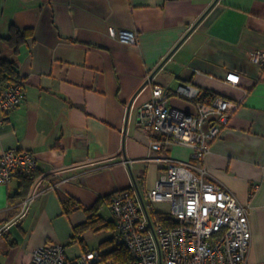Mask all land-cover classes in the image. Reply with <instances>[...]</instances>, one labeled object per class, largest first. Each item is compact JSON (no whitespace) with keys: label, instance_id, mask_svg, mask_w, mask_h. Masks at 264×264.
Here are the masks:
<instances>
[{"label":"crops","instance_id":"1","mask_svg":"<svg viewBox=\"0 0 264 264\" xmlns=\"http://www.w3.org/2000/svg\"><path fill=\"white\" fill-rule=\"evenodd\" d=\"M12 24L32 34L18 52L0 41L26 94L0 126V155L30 151L38 165L0 184V264H28L46 242L67 245L85 208L134 184L155 186L165 154L192 160L190 147L150 146L142 107L156 85L186 113L211 95L238 104L206 167L249 207V260L264 264V65L250 57L264 50V0H0V39ZM111 27L134 31L137 42L111 36ZM231 71L239 84L226 80ZM181 85L210 95L191 102ZM99 213L112 219L109 203Z\"/></svg>","mask_w":264,"mask_h":264},{"label":"built area","instance_id":"2","mask_svg":"<svg viewBox=\"0 0 264 264\" xmlns=\"http://www.w3.org/2000/svg\"><path fill=\"white\" fill-rule=\"evenodd\" d=\"M110 35L136 43L129 29L110 28ZM253 61L264 65V50L251 52ZM235 71L226 80L239 84ZM179 94L195 102L200 89L181 85ZM22 79L0 91V126L5 117L25 99ZM195 113H186L170 104L161 85L142 107L143 130L150 146L164 151L174 145L192 149V160L181 161L167 154L160 158L163 168L155 186L136 184L114 193L109 207L115 226L114 244L125 247L130 262L123 263L96 247L71 257L65 244L46 242L37 247L28 264H263L249 260L252 242L249 207L218 182L208 178L206 157L211 143L219 138L238 104L217 95L209 103H197ZM37 156L17 148L0 155V184L21 175H33ZM37 196L30 193L22 201L26 214ZM155 203H169L171 212L153 210Z\"/></svg>","mask_w":264,"mask_h":264},{"label":"trees","instance_id":"3","mask_svg":"<svg viewBox=\"0 0 264 264\" xmlns=\"http://www.w3.org/2000/svg\"><path fill=\"white\" fill-rule=\"evenodd\" d=\"M31 34L32 31L30 29H22L12 24L10 26V35L8 37L2 38V40L6 42L11 48H13L15 52H18L20 46L24 42H26L28 36H30ZM22 79L23 78L21 77L19 64L17 63V61L15 59L2 56L0 49V91L5 90L10 84L18 82ZM209 95L210 92L208 91H200V94L195 102H199L201 99L209 97ZM215 96L216 95H211V98L213 99ZM25 191L26 190H24L23 193H25ZM105 203H110V197L101 198L93 207L85 208L88 217L85 222L75 228V234L71 239L72 242H76L77 240L82 242L84 239L80 236L81 231L87 228L95 227V225L97 224H101V228H112L113 230L115 229L113 221L105 219L99 213V210ZM109 242H114V237L102 241L100 245L101 247H104V244H107ZM107 254L123 263L130 262V255L125 247L115 246L109 249L107 251Z\"/></svg>","mask_w":264,"mask_h":264},{"label":"rangeland","instance_id":"4","mask_svg":"<svg viewBox=\"0 0 264 264\" xmlns=\"http://www.w3.org/2000/svg\"><path fill=\"white\" fill-rule=\"evenodd\" d=\"M2 39H0L1 41ZM153 210L171 212L169 203H155ZM80 236L84 239L82 242L77 240L76 242L69 241L66 245L68 254L73 257L76 254L82 252L86 248L101 247L100 243L104 240L110 239L115 236V230L112 228H101V224L95 225V227L87 228L81 231ZM115 247L114 242L104 244L105 249H111Z\"/></svg>","mask_w":264,"mask_h":264}]
</instances>
